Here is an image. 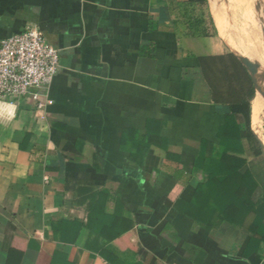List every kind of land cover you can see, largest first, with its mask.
<instances>
[{"label":"crops","instance_id":"1","mask_svg":"<svg viewBox=\"0 0 264 264\" xmlns=\"http://www.w3.org/2000/svg\"><path fill=\"white\" fill-rule=\"evenodd\" d=\"M233 7L242 6L0 0V41L32 25L60 51L40 100L0 102V264H60L63 256L109 264L101 255L109 221L130 233L135 264H264V250L244 254L246 229H207L186 208L206 141L244 159L240 172L251 171L264 191V10L244 7L242 37ZM221 55L247 59L262 74L252 78V135L236 114L240 138H219L226 117L201 60Z\"/></svg>","mask_w":264,"mask_h":264},{"label":"trees","instance_id":"2","mask_svg":"<svg viewBox=\"0 0 264 264\" xmlns=\"http://www.w3.org/2000/svg\"><path fill=\"white\" fill-rule=\"evenodd\" d=\"M201 61L218 112L226 117L219 138H240L242 126L238 125L236 114L245 117L244 128L252 135L250 100L254 83L244 64L234 55L206 57ZM220 146V143L206 141L202 147L192 170L197 179L195 197L186 203V208L191 210L192 218L207 229L224 225L246 229L251 237L244 254L250 256L264 250V202L256 199V195H264V191L251 171L240 172L246 161L221 153ZM103 225L102 232L109 243L101 255L109 264H117L119 260L135 264L138 250L130 241V233L112 221ZM59 262L72 264L65 256L59 258ZM7 264L13 263L10 260Z\"/></svg>","mask_w":264,"mask_h":264},{"label":"built area","instance_id":"3","mask_svg":"<svg viewBox=\"0 0 264 264\" xmlns=\"http://www.w3.org/2000/svg\"><path fill=\"white\" fill-rule=\"evenodd\" d=\"M60 68V51L49 44L37 26L0 41V102L17 100L26 95L39 99V91L47 88ZM40 100V99H39ZM45 103L39 102L43 109Z\"/></svg>","mask_w":264,"mask_h":264},{"label":"rangeland","instance_id":"4","mask_svg":"<svg viewBox=\"0 0 264 264\" xmlns=\"http://www.w3.org/2000/svg\"><path fill=\"white\" fill-rule=\"evenodd\" d=\"M223 1H229V2H232V3H234V4H236V3H239V6H242L241 7V10L238 8V9H235L234 7L232 8V11H233V16L234 17H236L237 16V19H236V21L238 22L237 23V25L235 26V28L236 29H238V33H236L238 36H242V35H245V34H243V32H242V27L244 26L243 24H242V21H243V19H242V16L244 15V11H245V9H244V7H246L247 9H248V11L249 12H251L252 11V9L254 10L255 9V7H256V3L258 2L259 3V5L263 8V10H264V0H223ZM254 1H255V3H254ZM262 17H264V13L262 12ZM251 19H252V17H251ZM263 22H264V19H263ZM263 26H264V24H263ZM261 28H262V24H261ZM236 36V35H235ZM257 36H259L261 39L263 38V36H264V33H262V30H261V32H260V34H258ZM243 37V36H242ZM234 38H236V37H234ZM259 44L260 43V41L258 40V38H257V40L255 39L254 40V42H253V45L254 44ZM264 54V53H263ZM263 54H262V56H263ZM260 80H261V78H260Z\"/></svg>","mask_w":264,"mask_h":264},{"label":"water","instance_id":"5","mask_svg":"<svg viewBox=\"0 0 264 264\" xmlns=\"http://www.w3.org/2000/svg\"><path fill=\"white\" fill-rule=\"evenodd\" d=\"M243 63L245 65V67L248 69L250 75L252 76V78L254 79L255 82L259 83L260 82V78H262V74L260 72V70L258 69V67L252 63L251 61L245 59L243 60ZM264 90V88H263Z\"/></svg>","mask_w":264,"mask_h":264}]
</instances>
